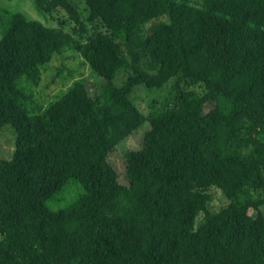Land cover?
<instances>
[{
    "label": "trees",
    "instance_id": "obj_1",
    "mask_svg": "<svg viewBox=\"0 0 264 264\" xmlns=\"http://www.w3.org/2000/svg\"><path fill=\"white\" fill-rule=\"evenodd\" d=\"M82 1L105 27L83 41L71 0L33 3L62 9L77 38L0 7V130L15 135L0 158V264H264V0ZM66 49L103 88L76 78L36 105L22 82ZM170 81L203 92L179 88L149 116L130 97ZM242 120L250 157L233 145ZM71 181L77 198L50 207ZM212 187L228 198L214 210Z\"/></svg>",
    "mask_w": 264,
    "mask_h": 264
},
{
    "label": "rangeland",
    "instance_id": "obj_2",
    "mask_svg": "<svg viewBox=\"0 0 264 264\" xmlns=\"http://www.w3.org/2000/svg\"><path fill=\"white\" fill-rule=\"evenodd\" d=\"M74 6L80 13L82 21L85 23L86 32L83 34L82 41L90 38L95 32H105L99 22L89 19V11L82 0H71ZM193 5H199L201 0H189ZM0 7L11 12H21L28 19L37 20L47 26H59L66 32L78 37V28L73 21L69 19L68 15L60 8H56L47 15L39 13L33 3V0H0ZM127 72L121 71L113 78L116 85H120L126 78ZM76 78H83L86 80V87L89 95L98 94L103 88V83L99 78H96L87 67L82 63L80 56L73 49H66L59 55H54L52 59L41 67L39 79L34 84L22 82L33 95L36 105L44 106L47 102L52 100L56 94L61 90L66 89L72 80ZM179 88L192 89L199 93L203 92L201 84L193 85L189 82H180ZM178 88V89H179ZM173 87L172 81L167 82L163 88L152 92L146 90L143 86H135L130 97L134 100L139 110L146 116L154 115L160 111L172 106L175 103V96L177 90ZM244 121H239L237 124V136L233 145L243 152L246 157L252 154V147L248 144L242 131ZM145 127V125H144ZM141 130L137 134L130 136L123 141L111 157L112 164L118 169L123 170L122 154L127 149H134L139 147ZM14 131L6 125L0 130V158H9L14 149ZM68 191L62 196V200L54 204L49 202L48 205L52 208L65 207L72 203L80 193V189L74 181L68 184ZM235 190V188H233ZM211 200L209 202L210 208L218 209L228 202V198L219 189L212 187L210 189ZM231 193V192H230ZM264 213V208L261 207Z\"/></svg>",
    "mask_w": 264,
    "mask_h": 264
}]
</instances>
